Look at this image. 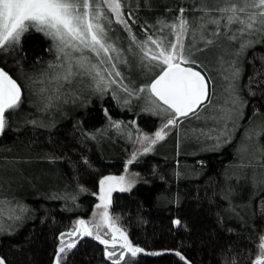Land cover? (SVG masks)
I'll return each mask as SVG.
<instances>
[{
  "label": "snow or ice",
  "instance_id": "obj_1",
  "mask_svg": "<svg viewBox=\"0 0 264 264\" xmlns=\"http://www.w3.org/2000/svg\"><path fill=\"white\" fill-rule=\"evenodd\" d=\"M142 12L148 15L142 16ZM34 32L50 42L47 52L51 59L36 56V64L26 68L24 44L27 35ZM256 45L264 46V0H182L177 8H161L158 0H0V136L11 129L12 118L23 112L25 103L54 117L56 113L67 115L69 105L86 107L92 96L99 97L102 105L104 98L111 96L117 106L135 112L137 117L144 113L160 121L154 132H148L137 119L115 118L107 106L102 107L107 122L99 129L89 131L83 128L84 121L77 119L82 141L103 138L114 130L132 144V151L121 174L100 177L91 218L80 216L58 233L52 264H72L84 237H94L104 246L109 264H135L134 258L149 251L134 243L120 222L122 217L113 215V193L118 189L132 192L142 181L151 182L128 166L154 153L171 134L176 137L177 155L186 140L196 141L202 151H220L226 146L234 150V162L225 168L223 181L214 183L208 197L219 206L215 212L219 228L236 231L228 221L236 217L246 223L242 212L264 219V112L253 107L247 114L249 97L259 94L264 103V88L252 87L254 80L257 85L264 83L256 79L264 69L249 77L248 85L241 83L243 61ZM261 60L264 62V56ZM213 70L226 82L219 91ZM28 115L31 113H25ZM24 122L49 127L55 119L47 124L38 119ZM4 159L7 162L0 166V235H13L26 219L38 213L12 190L13 182L20 188L29 179L23 175L22 165L33 159L55 163L64 157L45 153ZM81 159L91 165L87 156ZM199 163L203 166L206 161ZM157 170L154 165L148 174L156 175ZM174 175L179 180L187 172L177 167ZM249 188L245 203L237 204L240 194ZM77 189L64 192L62 197L76 207L78 195L89 191L79 183ZM53 198L61 195L48 196ZM159 198L168 196L161 193ZM174 199L179 203V193ZM49 216L45 209L41 219ZM173 224L189 228L179 217ZM256 238L259 244L254 264H264V231ZM168 251H174L184 264H194L179 249L151 254ZM220 255L219 264H237L231 245L221 247ZM0 264L11 262L0 254Z\"/></svg>",
  "mask_w": 264,
  "mask_h": 264
},
{
  "label": "trees",
  "instance_id": "obj_2",
  "mask_svg": "<svg viewBox=\"0 0 264 264\" xmlns=\"http://www.w3.org/2000/svg\"><path fill=\"white\" fill-rule=\"evenodd\" d=\"M181 2L182 0H158L161 8H177ZM141 15L148 13L142 12ZM49 43L41 33L27 35L24 44L26 68L36 64V56L44 60L51 59L47 52ZM262 56L264 46L256 45L254 49H249L243 61L242 85H248V78L264 69ZM9 67L15 71V65L11 61ZM213 77L219 91L226 82L215 70ZM256 79L264 80V71ZM24 87L27 93V83ZM252 87L264 88V83L257 85L254 80ZM244 95H248L246 90ZM249 99L248 115L253 107H259L264 112V103L259 94ZM103 106H107L115 118L125 121L137 119L145 131L154 132L159 126L158 117L144 113L137 117L135 112L117 106L111 96L104 98L103 105L99 97L92 96L91 103L86 107L69 105L65 109L67 115L56 113L54 117L51 113L43 114L32 104L25 103L23 112L12 118L11 129L0 136V166L7 162L4 157L14 155L36 157L54 153L64 157L55 163L33 159L31 163L22 165L23 175L29 179L24 180L20 188L13 182L12 190L15 194L38 209V213L35 218L26 219L15 234L0 235V254H5L11 264H52L58 233L71 227L80 216L86 219L91 217L94 205L98 202V196L93 194L99 191L100 177L123 171L132 151L129 141L123 136H117L114 130H109L108 135L103 138L84 142L80 128L76 126L78 118L84 121L83 128L89 131L104 126L107 121L102 111ZM25 113L31 115L25 117ZM25 119L43 120L45 124L55 119V124L44 127L25 123ZM200 147L194 140L183 141L177 155L176 137L171 134L158 145L154 153L142 156L139 161L130 165L131 169L140 172L151 182L142 181L132 192L113 193V215L119 214L122 217L120 222L127 228L134 243L149 250L134 258L135 264H184L174 251L151 254L161 249H179L194 264H219L220 248L227 245H231L232 251L237 254V264H254L259 244L256 237L258 232L264 231V219L259 215L247 216L242 212L241 216L246 223L230 217L229 226L236 231L226 232L216 224L215 212L219 206L210 203L208 199L213 192L214 183L223 181V171L234 162V150L226 146L220 151H202ZM82 156H87L91 165L84 163ZM177 160L180 161L179 165ZM201 160L206 161L203 166L199 163ZM154 165L158 166L157 174L149 175L148 172ZM177 167L187 172L179 180L174 175ZM160 175L164 176L163 180ZM78 183L85 185L89 191L78 195L79 206L76 207L72 201H65L62 197L66 191H78ZM32 184L35 186H31ZM250 191L249 188L241 193L236 203L243 205L244 197ZM52 193H59L61 198L48 199ZM161 193H166L168 199H160ZM177 193L179 203L174 199ZM254 202L258 207V198ZM45 209L50 211V216L42 220ZM176 217L186 222L189 228L174 225L173 219ZM77 247L79 250L72 257V264H109L104 255V246L94 237H84Z\"/></svg>",
  "mask_w": 264,
  "mask_h": 264
},
{
  "label": "rangeland",
  "instance_id": "obj_3",
  "mask_svg": "<svg viewBox=\"0 0 264 264\" xmlns=\"http://www.w3.org/2000/svg\"><path fill=\"white\" fill-rule=\"evenodd\" d=\"M158 145H159V144H158ZM158 145H157V147H158ZM128 167H129V170H130V171H135V170L131 169L130 166H128ZM124 168H125V167H124ZM123 171H124V169H123ZM123 171H122V172H123ZM122 172H121V173H122ZM121 173H119V174H121ZM117 175H118V174H117ZM117 191H120V190L118 189ZM115 192H116V191H115ZM91 216H92V215H91ZM90 218H91V217H90Z\"/></svg>",
  "mask_w": 264,
  "mask_h": 264
}]
</instances>
